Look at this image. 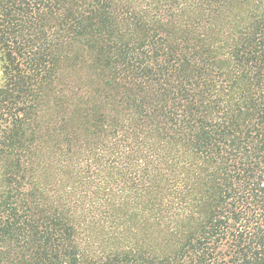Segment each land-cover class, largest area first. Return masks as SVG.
<instances>
[{"label": "trees", "instance_id": "trees-1", "mask_svg": "<svg viewBox=\"0 0 264 264\" xmlns=\"http://www.w3.org/2000/svg\"><path fill=\"white\" fill-rule=\"evenodd\" d=\"M0 264H264V0H0Z\"/></svg>", "mask_w": 264, "mask_h": 264}, {"label": "rangeland", "instance_id": "rangeland-1", "mask_svg": "<svg viewBox=\"0 0 264 264\" xmlns=\"http://www.w3.org/2000/svg\"><path fill=\"white\" fill-rule=\"evenodd\" d=\"M2 83L1 63H0V85Z\"/></svg>", "mask_w": 264, "mask_h": 264}]
</instances>
